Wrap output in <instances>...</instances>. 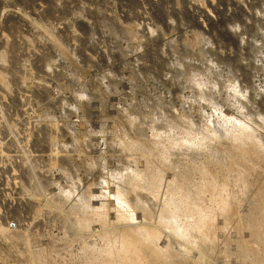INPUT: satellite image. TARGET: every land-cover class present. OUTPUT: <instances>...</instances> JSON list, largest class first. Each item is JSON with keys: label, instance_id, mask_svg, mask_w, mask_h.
<instances>
[{"label": "rangeland", "instance_id": "rangeland-1", "mask_svg": "<svg viewBox=\"0 0 264 264\" xmlns=\"http://www.w3.org/2000/svg\"><path fill=\"white\" fill-rule=\"evenodd\" d=\"M0 264H264V0H0Z\"/></svg>", "mask_w": 264, "mask_h": 264}, {"label": "bare ground", "instance_id": "bare-ground-1", "mask_svg": "<svg viewBox=\"0 0 264 264\" xmlns=\"http://www.w3.org/2000/svg\"><path fill=\"white\" fill-rule=\"evenodd\" d=\"M242 144L237 143V145L235 146V150L238 152L242 147ZM241 151V150H240ZM108 189V188H107ZM260 221V220H259ZM208 226V225H207ZM262 228V227H261ZM253 229V228H252Z\"/></svg>", "mask_w": 264, "mask_h": 264}]
</instances>
